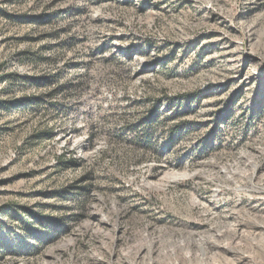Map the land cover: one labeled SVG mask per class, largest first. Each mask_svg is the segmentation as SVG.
<instances>
[{"label":"rangeland","instance_id":"rangeland-1","mask_svg":"<svg viewBox=\"0 0 264 264\" xmlns=\"http://www.w3.org/2000/svg\"><path fill=\"white\" fill-rule=\"evenodd\" d=\"M0 264H264V0H0Z\"/></svg>","mask_w":264,"mask_h":264}]
</instances>
